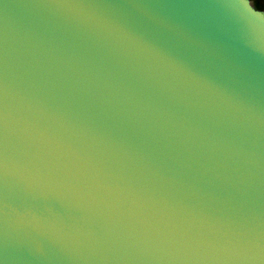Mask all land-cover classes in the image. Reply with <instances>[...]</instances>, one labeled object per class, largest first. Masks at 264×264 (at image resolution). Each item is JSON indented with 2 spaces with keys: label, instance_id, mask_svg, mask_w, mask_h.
<instances>
[{
  "label": "water",
  "instance_id": "obj_1",
  "mask_svg": "<svg viewBox=\"0 0 264 264\" xmlns=\"http://www.w3.org/2000/svg\"><path fill=\"white\" fill-rule=\"evenodd\" d=\"M0 264H264V20L0 0Z\"/></svg>",
  "mask_w": 264,
  "mask_h": 264
},
{
  "label": "clouds",
  "instance_id": "obj_2",
  "mask_svg": "<svg viewBox=\"0 0 264 264\" xmlns=\"http://www.w3.org/2000/svg\"><path fill=\"white\" fill-rule=\"evenodd\" d=\"M241 7L249 12L251 15L256 17L257 19L264 20V12L256 11L249 0H240Z\"/></svg>",
  "mask_w": 264,
  "mask_h": 264
},
{
  "label": "flooded vegetation",
  "instance_id": "obj_3",
  "mask_svg": "<svg viewBox=\"0 0 264 264\" xmlns=\"http://www.w3.org/2000/svg\"><path fill=\"white\" fill-rule=\"evenodd\" d=\"M251 4L255 7V4L264 6V0H249ZM256 9V8H255ZM264 12V10H259Z\"/></svg>",
  "mask_w": 264,
  "mask_h": 264
},
{
  "label": "trees",
  "instance_id": "obj_4",
  "mask_svg": "<svg viewBox=\"0 0 264 264\" xmlns=\"http://www.w3.org/2000/svg\"><path fill=\"white\" fill-rule=\"evenodd\" d=\"M255 8H256L257 10H264V6L257 5V4H255Z\"/></svg>",
  "mask_w": 264,
  "mask_h": 264
}]
</instances>
